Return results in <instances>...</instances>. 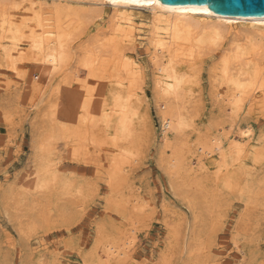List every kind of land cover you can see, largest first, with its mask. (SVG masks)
Instances as JSON below:
<instances>
[{"label": "rangeland", "instance_id": "rangeland-1", "mask_svg": "<svg viewBox=\"0 0 264 264\" xmlns=\"http://www.w3.org/2000/svg\"><path fill=\"white\" fill-rule=\"evenodd\" d=\"M25 9L12 10L28 17ZM112 12L108 6L89 28L76 21L64 31L73 57L58 76L47 78L28 44L20 46L26 54L17 71L0 55V264H264L260 78L254 99L238 113L224 111L208 75L219 56L203 61L199 54L182 69L190 111L197 108L173 138L153 93L151 15L137 9L124 52L144 79L130 94L137 113L132 134L123 137L112 69L89 78L82 60L93 35L101 31L111 42L117 33L107 31ZM175 153L190 161L189 171L179 169ZM110 246L124 255H109Z\"/></svg>", "mask_w": 264, "mask_h": 264}, {"label": "bare ground", "instance_id": "bare-ground-1", "mask_svg": "<svg viewBox=\"0 0 264 264\" xmlns=\"http://www.w3.org/2000/svg\"><path fill=\"white\" fill-rule=\"evenodd\" d=\"M108 6L112 7L113 12L107 31L117 33L109 43L107 39L102 41L103 32L98 30L99 33L93 35L84 49L82 48V60L89 78L98 76L99 70L107 69L108 72V69H112V76L118 84L114 94L119 117L116 127L123 137L132 134L133 115L137 113L131 106L130 94H133L138 83L140 86L143 84L144 79L142 73L138 76L132 70V63L124 52V41L127 40L125 37L135 27L132 14L137 9L148 10L151 15L147 41L150 60L157 73L153 79V93L161 101L163 129L169 131L173 138L179 137L178 135L188 127L186 115L190 111V102L187 100L189 75L182 69L196 61L199 54H202L203 61L215 55L219 56L218 61L210 67L208 75L209 83L213 84L212 92L224 111L229 106L233 113H238L245 102L255 98L253 94L257 88L264 89V77L261 78L264 68V16H224L214 13L207 6H169L159 0H0V55L8 68L17 71L26 54L23 50L20 51V46L28 44L32 52L29 58L33 62L46 65L47 78H52L66 71L65 68L73 57L72 40L64 31L76 21H82L85 28H89L100 19ZM22 7H27L26 12L30 10L32 14L29 12L27 17L20 11L12 10ZM193 8H206L208 11H191ZM122 23H131V28L124 29ZM235 28L238 29L234 30ZM21 73L23 74L22 71ZM257 79L260 80V85L256 88L254 85ZM35 89L37 90L36 87ZM197 100L198 103L201 102ZM194 107L191 111L195 110ZM87 113L93 118L94 112ZM249 131H242L241 137L246 136ZM167 139H170L168 135L166 141ZM218 139L220 140L218 137H212L208 140L215 142L214 147L222 150L221 141ZM176 146H179L178 143ZM200 149L208 154L211 152L206 145H201ZM173 160L177 162L179 169L183 167L186 171L190 170V161H187V158L186 162L176 154ZM124 251L110 246L108 254L119 256L124 255Z\"/></svg>", "mask_w": 264, "mask_h": 264}, {"label": "water", "instance_id": "water-1", "mask_svg": "<svg viewBox=\"0 0 264 264\" xmlns=\"http://www.w3.org/2000/svg\"><path fill=\"white\" fill-rule=\"evenodd\" d=\"M169 6H207L224 16H264V0H159Z\"/></svg>", "mask_w": 264, "mask_h": 264}, {"label": "snow or ice", "instance_id": "snow-or-ice-1", "mask_svg": "<svg viewBox=\"0 0 264 264\" xmlns=\"http://www.w3.org/2000/svg\"><path fill=\"white\" fill-rule=\"evenodd\" d=\"M191 11H199V12H207L208 11V9H206V8H193V9H191Z\"/></svg>", "mask_w": 264, "mask_h": 264}]
</instances>
